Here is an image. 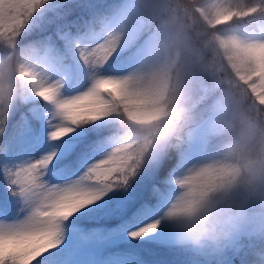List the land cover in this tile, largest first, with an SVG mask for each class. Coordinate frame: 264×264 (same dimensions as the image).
Wrapping results in <instances>:
<instances>
[{"label":"clouds","instance_id":"1","mask_svg":"<svg viewBox=\"0 0 264 264\" xmlns=\"http://www.w3.org/2000/svg\"><path fill=\"white\" fill-rule=\"evenodd\" d=\"M85 44L97 72L116 56L129 61L126 72L100 77L115 91L101 87L78 115L112 124L119 174L175 158L152 231L209 260L252 241L264 264V58L245 54L264 51V0H115ZM61 79L13 45L0 53V106Z\"/></svg>","mask_w":264,"mask_h":264},{"label":"snow or ice","instance_id":"2","mask_svg":"<svg viewBox=\"0 0 264 264\" xmlns=\"http://www.w3.org/2000/svg\"><path fill=\"white\" fill-rule=\"evenodd\" d=\"M115 0H0V53L28 46L31 56L57 69L63 79L40 81V97L0 106V260L14 264H86L85 253L100 235L134 242L143 264L167 260L150 241L158 215V190L175 158L121 176L108 153L114 127L78 115L104 91L100 77L127 71L125 55L97 72L85 42L97 14ZM250 8L238 14L247 16ZM227 18V17H226ZM264 58V51L245 50ZM89 222L90 227H82ZM101 226L105 231H96ZM111 229V232L106 230ZM255 242L240 241L218 258L192 257L193 264H257ZM26 254V255H25Z\"/></svg>","mask_w":264,"mask_h":264},{"label":"trees","instance_id":"3","mask_svg":"<svg viewBox=\"0 0 264 264\" xmlns=\"http://www.w3.org/2000/svg\"><path fill=\"white\" fill-rule=\"evenodd\" d=\"M81 226L87 228L91 225L89 222H85ZM96 231L103 232L105 229L101 226ZM106 231L111 232L112 230L108 229ZM108 237V235H100L99 239L103 241ZM150 242L165 249L166 255L169 257L167 260L160 261L159 264H188L192 257H194L191 252L175 246L169 235L160 234L158 238ZM133 243L134 242L130 240L121 243L105 244L104 246H101L100 253L96 254L91 250L88 252L86 258L92 260V264H121L125 262L143 264L139 252L131 247ZM96 257L104 262L95 263ZM33 264H35V262H33Z\"/></svg>","mask_w":264,"mask_h":264},{"label":"rangeland","instance_id":"4","mask_svg":"<svg viewBox=\"0 0 264 264\" xmlns=\"http://www.w3.org/2000/svg\"><path fill=\"white\" fill-rule=\"evenodd\" d=\"M160 234L168 235L167 232H165V231H162ZM125 241H130V240L122 239V238H119V237H116V236H109L108 239H106L105 241H100L99 237L97 236L91 242L92 243V247H91V249L89 251L93 250L96 254H98V253H100L101 246H104L105 244L121 243V242H125ZM88 252L85 253L84 259L86 261V264H92L93 261L90 260L89 258H86ZM99 262H104V261H100V259L98 257H96L95 263H99ZM121 264H133V263L125 262V263H121ZM188 264H193L192 259L188 262Z\"/></svg>","mask_w":264,"mask_h":264}]
</instances>
